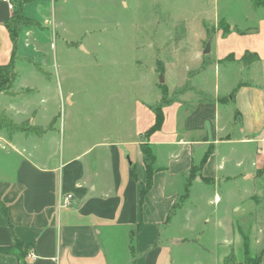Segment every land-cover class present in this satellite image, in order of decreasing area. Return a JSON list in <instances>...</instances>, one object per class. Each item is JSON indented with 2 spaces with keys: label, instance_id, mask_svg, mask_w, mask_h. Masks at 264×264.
I'll return each mask as SVG.
<instances>
[{
  "label": "crops",
  "instance_id": "0c3cea01",
  "mask_svg": "<svg viewBox=\"0 0 264 264\" xmlns=\"http://www.w3.org/2000/svg\"><path fill=\"white\" fill-rule=\"evenodd\" d=\"M10 1L11 9L0 0V66L13 52ZM41 1L26 2L22 15L39 22ZM248 9L244 28L225 21L201 34L207 72L192 79L201 96L162 107L160 129L144 141L149 106L135 102L98 143H56L50 123L26 108L25 86L0 94V112L33 130L0 131V248L17 240L25 254L0 253V264H264V9L250 0ZM29 33L20 28L16 51ZM245 53L255 56L246 65ZM142 144L155 173L141 198Z\"/></svg>",
  "mask_w": 264,
  "mask_h": 264
},
{
  "label": "rangeland",
  "instance_id": "374dc122",
  "mask_svg": "<svg viewBox=\"0 0 264 264\" xmlns=\"http://www.w3.org/2000/svg\"><path fill=\"white\" fill-rule=\"evenodd\" d=\"M35 12L9 91L28 89L26 108L50 123L56 143H98L135 102L153 111L200 97L192 83L207 72L199 37L227 29L225 21L244 28L250 10L248 0H42ZM10 121L33 131L29 119Z\"/></svg>",
  "mask_w": 264,
  "mask_h": 264
},
{
  "label": "trees",
  "instance_id": "16d2710c",
  "mask_svg": "<svg viewBox=\"0 0 264 264\" xmlns=\"http://www.w3.org/2000/svg\"><path fill=\"white\" fill-rule=\"evenodd\" d=\"M17 3V9L13 12L11 17L5 22V28L8 32L9 38L13 46V52L11 59L8 64L0 66V94H6L11 90L14 85L17 75L15 72V61H16V44L18 41L19 30L21 27H31L35 26L36 23L25 18L21 13L22 5H24L29 0H15ZM254 9H264V0H250ZM255 58L254 55L245 53L242 57V62L244 65L249 64ZM162 108L154 109V124L149 128L148 131L144 134L145 140L158 131L162 125L163 115ZM0 131H5L8 136L12 135L15 132H23L16 128V126L3 114L0 112ZM140 150L143 156V163L146 170V182L141 187L140 197L142 198L151 188L152 177L155 173L154 168V157L151 154V151L147 144H142ZM208 152L203 157L200 165L198 167L192 168L189 172L188 182L195 174L199 171L202 164L205 162ZM188 187L185 185L184 196L186 197ZM0 212L4 213V207L0 204ZM23 244L17 240L14 241L13 247L10 248H0V253L2 254H13L20 261L25 256L23 252Z\"/></svg>",
  "mask_w": 264,
  "mask_h": 264
},
{
  "label": "built area",
  "instance_id": "2783aa9c",
  "mask_svg": "<svg viewBox=\"0 0 264 264\" xmlns=\"http://www.w3.org/2000/svg\"><path fill=\"white\" fill-rule=\"evenodd\" d=\"M3 3H5L10 9L12 8V5H11V1L10 0H1ZM69 200H71V196L70 195H67L64 199H63V201H62V203L60 204V208H65V207H67V205H68V202H69Z\"/></svg>",
  "mask_w": 264,
  "mask_h": 264
},
{
  "label": "water",
  "instance_id": "95a60500",
  "mask_svg": "<svg viewBox=\"0 0 264 264\" xmlns=\"http://www.w3.org/2000/svg\"><path fill=\"white\" fill-rule=\"evenodd\" d=\"M209 54V43L206 44L205 48H204V51H203V55H207ZM160 83H162V78L160 77V80H159Z\"/></svg>",
  "mask_w": 264,
  "mask_h": 264
}]
</instances>
